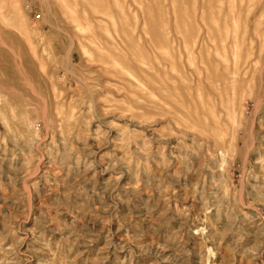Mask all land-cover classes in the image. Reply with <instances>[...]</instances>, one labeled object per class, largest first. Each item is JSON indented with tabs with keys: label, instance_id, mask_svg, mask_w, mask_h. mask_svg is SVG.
<instances>
[{
	"label": "rangeland",
	"instance_id": "1",
	"mask_svg": "<svg viewBox=\"0 0 264 264\" xmlns=\"http://www.w3.org/2000/svg\"><path fill=\"white\" fill-rule=\"evenodd\" d=\"M0 264H264V0H0Z\"/></svg>",
	"mask_w": 264,
	"mask_h": 264
}]
</instances>
